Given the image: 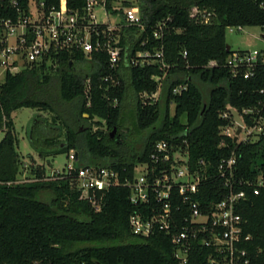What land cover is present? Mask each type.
I'll return each mask as SVG.
<instances>
[{
  "label": "trees",
  "instance_id": "obj_1",
  "mask_svg": "<svg viewBox=\"0 0 264 264\" xmlns=\"http://www.w3.org/2000/svg\"><path fill=\"white\" fill-rule=\"evenodd\" d=\"M44 1L73 11H83L87 4V0ZM105 1L109 11L118 13L112 7L113 0ZM263 2H125L126 7H139L144 28L121 22L120 43L127 58L117 70L108 68L106 53H94L90 59L84 52H64L51 58L58 61L56 66L47 59L15 74L7 73L0 81V131L5 132L0 140V264H180L170 235L133 234L130 216L143 207L131 202L130 188H110L97 209L82 197L74 177L61 174L50 178L45 168L38 167L21 180L19 138L12 113L22 107L54 115L49 120L37 114L29 128L31 144L40 157L49 159L74 150L78 166L112 167L121 179L133 178L138 163L151 162L157 142L187 139L190 160L197 163L205 159L213 175L197 196L203 204L217 202L229 193L217 167L223 158L235 153L234 189L248 193L238 211L251 239L242 246L255 264H264V189L254 195L246 185L247 180L264 173V133L239 142L221 134V127L230 121L222 117L229 106L240 113L252 110L243 114L248 126L264 120V93L260 92L264 69L260 67L254 77L244 78L234 76L225 65L234 52L226 48L227 28L260 26L264 30ZM197 9L212 12L210 22H201ZM160 24L163 36L156 38ZM161 47L166 67L153 56ZM184 51L187 57H183ZM140 52L152 56L141 63ZM109 74L113 78L105 80ZM160 84L158 99L141 96L153 95ZM180 84L185 89L174 94L173 89ZM128 122L139 133L148 128L151 131L139 140L127 139ZM102 123L105 128L93 129V124ZM220 256L213 248L195 242L187 264H210L211 258L219 260Z\"/></svg>",
  "mask_w": 264,
  "mask_h": 264
},
{
  "label": "built area",
  "instance_id": "obj_2",
  "mask_svg": "<svg viewBox=\"0 0 264 264\" xmlns=\"http://www.w3.org/2000/svg\"><path fill=\"white\" fill-rule=\"evenodd\" d=\"M100 4L105 13L109 14L105 0H87L83 11H73L66 6H50L44 0H0V75L5 77L7 73L15 74L47 59H50L51 65L56 66L58 61L53 62L51 58L64 52H84L90 59L94 53H106L108 68L111 71L117 70L127 58L126 48L120 43L121 22L124 20L143 29L139 7H125L120 12V22L114 24L110 20L106 23L97 19L95 7ZM196 16L205 23L210 22L213 13L197 9ZM162 29L163 25H158L154 34L156 38H162ZM187 55L188 52L184 51L183 57ZM150 56L149 52L138 53V57L144 59L141 63L146 62L145 58ZM153 56L161 62L162 67L167 66L162 47ZM225 65L234 76L254 77L260 67L264 69V51H234L227 57ZM112 78L113 75L109 74L105 80ZM115 83L117 85L119 81ZM160 88L161 85L151 96L146 93L141 96L156 100L160 96ZM184 89L185 86L180 84L173 92L179 94ZM260 92L264 93V87ZM232 110L242 120L238 142L257 139L264 133L262 118L252 126L245 123L243 114L252 112L251 109H243L240 113L229 106L222 113L223 118L230 120L221 127L223 137L235 139L237 136L240 123ZM244 131L246 135L241 137ZM68 155L75 163L69 164L64 172L59 171L58 175L74 177L82 197L89 199L97 209L100 208L104 193L110 188L121 185L130 188L131 202L143 207L130 216L133 234L149 237L156 232H165L170 235L175 257L180 264L188 263L195 242L213 248L221 255L219 260L211 258L210 264H255L248 250L242 246V243L251 239V235L245 231V219L238 211L239 204L248 198V193L245 189H234L232 179L237 163L235 153L223 158L217 167L218 175L224 180L225 186L230 188L229 193L221 200L209 204L201 203L197 196L201 188L213 179V175L205 159L197 163L190 160L187 139L174 143L167 140L157 142L151 154V162L138 163L131 179H121L120 173L112 167L96 164L78 166V155L74 150ZM246 185L254 195L260 194L264 189V173L253 180H247Z\"/></svg>",
  "mask_w": 264,
  "mask_h": 264
},
{
  "label": "rangeland",
  "instance_id": "obj_3",
  "mask_svg": "<svg viewBox=\"0 0 264 264\" xmlns=\"http://www.w3.org/2000/svg\"><path fill=\"white\" fill-rule=\"evenodd\" d=\"M125 2H131L133 4H138V0H113L112 7L118 10V13L110 11L109 14L105 13L103 6L97 5L95 7V13L97 19L100 22L108 23L109 20L112 23L120 22V11L126 6ZM226 41L227 44L231 46L233 51H264V30L260 26H244L241 29L238 28H227L226 30ZM4 76L0 75V81L4 80ZM208 90V87H206ZM206 90L205 97H209V91ZM159 95V94H158ZM174 112V104L171 105V113ZM46 117L52 120L54 115L48 111H40L37 108L22 107L15 110L12 113V117L15 124L16 135L19 138V144L17 150L21 157V169L19 178L21 180H26L32 175V170L38 167L45 168L46 176L50 178H56L59 171L64 172L71 163H75L69 158L67 152L56 154L53 157L42 158L38 152L34 149L31 144L29 137V128L32 124L33 118L36 115ZM128 131L125 132V138L127 139H141V136H145L150 133L151 129H145L143 132L139 133L134 129L131 122H128ZM105 128L104 123L101 125L93 124V129ZM5 132L0 131V140L4 137ZM244 131L241 137L245 136ZM140 172V167L138 169Z\"/></svg>",
  "mask_w": 264,
  "mask_h": 264
},
{
  "label": "water",
  "instance_id": "obj_4",
  "mask_svg": "<svg viewBox=\"0 0 264 264\" xmlns=\"http://www.w3.org/2000/svg\"><path fill=\"white\" fill-rule=\"evenodd\" d=\"M226 48H227L228 52L231 50V46L229 44H227ZM232 112H233L234 117L237 120V122L240 123V125L238 127V130H237V136L235 137V141H237L238 140V134L241 132V129H242V126H241L242 120H241L240 116L238 115V113L235 110H232ZM115 131H116V129L113 130L112 135H114Z\"/></svg>",
  "mask_w": 264,
  "mask_h": 264
},
{
  "label": "crops",
  "instance_id": "obj_5",
  "mask_svg": "<svg viewBox=\"0 0 264 264\" xmlns=\"http://www.w3.org/2000/svg\"><path fill=\"white\" fill-rule=\"evenodd\" d=\"M160 85H162V84H160ZM160 90H161V88H160Z\"/></svg>",
  "mask_w": 264,
  "mask_h": 264
}]
</instances>
